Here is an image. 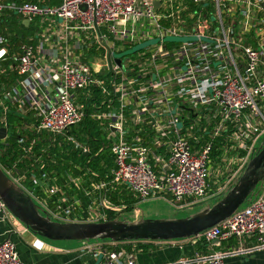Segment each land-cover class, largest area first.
<instances>
[{"label":"built area","instance_id":"2783aa9c","mask_svg":"<svg viewBox=\"0 0 264 264\" xmlns=\"http://www.w3.org/2000/svg\"><path fill=\"white\" fill-rule=\"evenodd\" d=\"M43 2L0 0V64L8 55L6 13L35 26L47 19L56 29L47 36L51 47L45 40L20 46L13 58L20 81L0 91V128L13 150L0 166L40 212L59 223L108 221L106 210H122L107 197L113 185L139 201L169 199L178 210L225 195L264 138V0ZM169 37L188 40L164 41ZM148 40L158 42L115 62ZM86 50L99 63L87 60ZM88 116L107 140L95 156L83 132ZM106 148L114 161L111 183L72 159L95 158ZM0 214H9L1 198ZM244 236H255L253 248L264 250V185L197 238L214 247ZM109 243L86 250L100 264H136V241ZM246 252L213 250L166 264H225ZM0 264H26L11 240L0 241Z\"/></svg>","mask_w":264,"mask_h":264},{"label":"water","instance_id":"95a60500","mask_svg":"<svg viewBox=\"0 0 264 264\" xmlns=\"http://www.w3.org/2000/svg\"><path fill=\"white\" fill-rule=\"evenodd\" d=\"M24 24L28 25L29 21H24ZM164 41L176 40L166 38ZM129 51L130 54H134L139 50L135 51L133 47ZM128 55L126 53L117 55L115 62L120 64L121 58ZM6 135L7 129L0 128V144L5 145L3 140ZM0 156L4 157L2 148ZM86 156H90V153ZM263 185L264 141L248 162L239 180L215 205L202 207L187 217L156 220L144 218L129 220L128 217H118L104 222L59 223L42 214L30 195L8 177L0 166V198L10 215L36 235L51 241L90 242L100 239L112 242L170 241L197 237L205 230L232 217ZM3 216L0 214V218ZM7 240H10V237Z\"/></svg>","mask_w":264,"mask_h":264},{"label":"crops","instance_id":"0c3cea01","mask_svg":"<svg viewBox=\"0 0 264 264\" xmlns=\"http://www.w3.org/2000/svg\"><path fill=\"white\" fill-rule=\"evenodd\" d=\"M25 1L36 2L37 0ZM61 2L62 0H44L43 3L48 5H59ZM156 4L158 7L159 3L157 2ZM14 20L16 23H14ZM24 21L26 20H23L20 23L19 17L12 13H6L1 17L4 32L9 39L6 46L8 50L7 59L0 64L1 92L17 86L20 81L21 77L18 73L17 63L13 58L20 53L21 45L29 41H34L32 43L37 45L41 40H45L46 47L52 46V39H49L47 36L53 33L56 29L54 24L51 26L52 23L50 20L38 19L37 26L30 23L25 25ZM78 38V35L73 36V39L75 40ZM85 54H87L86 58L90 62H93L94 64L99 63L98 60L100 59L91 55L89 51L86 50ZM126 189L128 190L127 187ZM128 192L131 193L129 190ZM197 203H199V201L194 204L190 203L182 210L189 209L193 211L194 208H196ZM121 208L120 216L125 212L126 207L122 206ZM133 210H135V215L139 212L140 216V209H135L134 207L131 211ZM8 237H10V240L15 243L20 259L26 264H96V260H98L91 252L86 250L88 245H92L91 242H79L78 245L73 243H58L56 241L52 242L51 240L36 235L31 230L27 229V227L22 225V223L12 215H8L5 219H0V241H5ZM200 241L199 238L192 237L165 242L161 246L151 244V248L148 251L138 249L136 264H166L182 258L192 257L196 253H207L213 250L226 252L231 249L239 250L241 248L248 249V252L226 257L225 264H264V250L253 248L256 244L255 236H244L241 238L233 237L221 240L220 245L214 247L213 245L208 246L206 244L203 246L199 244ZM108 244H110L109 241H101L96 242V245L92 246L93 249H97L100 245L109 248L113 247ZM130 246L131 245L128 244L123 245V247L126 248ZM251 248L253 249L251 250Z\"/></svg>","mask_w":264,"mask_h":264},{"label":"trees","instance_id":"16d2710c","mask_svg":"<svg viewBox=\"0 0 264 264\" xmlns=\"http://www.w3.org/2000/svg\"><path fill=\"white\" fill-rule=\"evenodd\" d=\"M14 23H16L15 20ZM8 121L9 123L13 124V123H19L21 119L9 116ZM82 126H83V132H85L87 135L90 136L89 150L92 152V155L95 156L100 150V148H102V145L107 144L106 137L99 129L98 123L93 121L89 116L84 119ZM10 143L12 144V146H15L16 145L15 139L13 138L10 141ZM0 148L4 149L6 154L5 158H2L0 156V160L2 161V163H7L8 162L7 157L12 153L13 150L12 148L8 149V145L4 146L2 144H0ZM93 156L86 157V155L84 154H81V156L73 155L72 159L75 162L81 163L85 167L88 166L91 171L96 172L99 175V178H96V180L103 179L104 181L111 183L113 179L111 170L114 169V161L108 148L104 149L94 159H92ZM107 197L114 206L126 207L125 211H131L135 207V205L140 202L138 199L135 198V196L132 193L128 192L125 186L113 185L112 188L109 189ZM220 198L221 197L216 199L214 203H216ZM105 212L108 214V220H112L120 216V213L113 210H106ZM136 242L138 249H142L143 251H148L151 248V243L147 241L146 242L136 241ZM199 244L205 246V242L203 240H201ZM128 248L130 249L131 247Z\"/></svg>","mask_w":264,"mask_h":264},{"label":"rangeland","instance_id":"374dc122","mask_svg":"<svg viewBox=\"0 0 264 264\" xmlns=\"http://www.w3.org/2000/svg\"><path fill=\"white\" fill-rule=\"evenodd\" d=\"M170 40H176L180 42H186L188 39L187 38H176V37H169ZM157 42V40H148L143 43H139L136 46H134L135 51L145 49L149 46L154 45ZM130 49H127L123 53L129 54L128 56H132L133 54H130L131 52L129 51ZM181 126V124H179ZM264 141V138H262L259 141V144H261ZM260 186V185H259ZM258 186V187H259ZM257 187V189H258ZM222 194L216 195L214 197L207 198L205 200L199 201L197 203L196 208H194L193 211L189 209L185 210H178L174 207L173 203L168 200V199H151L147 201H141L137 205H135V209L138 208L140 209V216L138 218H135V210L133 211H125L122 213V217H128L129 220H134V219H150V220H156V219H180L187 217L189 215H192L193 213L199 211L202 207H205L207 205H215L214 201L221 197ZM243 206H246L244 204ZM242 206V207H243ZM9 213V212H8ZM10 216V213L7 214ZM101 241H109V240H92L90 241L92 245H96V242H101ZM54 242V241H52ZM58 243H73L78 245L79 241H56ZM101 262V257L96 260V264H100Z\"/></svg>","mask_w":264,"mask_h":264}]
</instances>
